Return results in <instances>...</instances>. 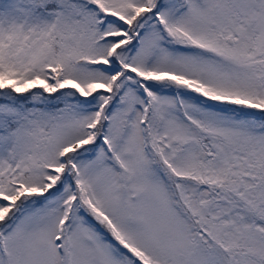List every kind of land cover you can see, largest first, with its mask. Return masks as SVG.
<instances>
[{"label":"snow or ice","instance_id":"obj_1","mask_svg":"<svg viewBox=\"0 0 264 264\" xmlns=\"http://www.w3.org/2000/svg\"><path fill=\"white\" fill-rule=\"evenodd\" d=\"M0 264H264V0H0Z\"/></svg>","mask_w":264,"mask_h":264}]
</instances>
